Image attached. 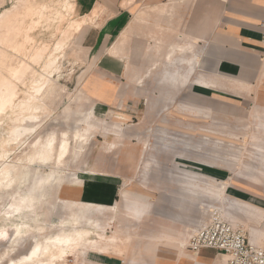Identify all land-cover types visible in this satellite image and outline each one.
Here are the masks:
<instances>
[{
    "label": "rangeland",
    "instance_id": "obj_1",
    "mask_svg": "<svg viewBox=\"0 0 264 264\" xmlns=\"http://www.w3.org/2000/svg\"><path fill=\"white\" fill-rule=\"evenodd\" d=\"M69 1L0 0V70L20 62L30 66L25 75L12 80L16 95L13 106H7L1 117L0 144H14L11 128L24 125L20 122L22 103L29 100L36 82L46 73L55 76L59 90L48 104L49 116L44 119L38 136L55 132L61 137L64 131L72 135L77 130L75 119L84 116L94 105L84 152L80 153L72 141L61 172L51 165L39 176V171L30 173L34 180L30 179L29 183L37 184L46 201L39 221L45 227L44 233L31 231L16 247L13 240L0 241L1 264H9L10 259L29 253L34 237L50 234L49 226L53 222L69 218L71 211L60 196L61 188L65 196L69 180L78 178L85 169L95 168L115 173L120 182L117 202L113 205L119 211L108 234L112 235L120 223L125 225L120 231L123 244L108 246L106 253L125 260H141L148 251L149 237L164 233L166 239L168 229H173L172 235L187 247L190 236L213 216L243 229L253 245L264 247V107L236 102L232 96L235 88L203 89L191 82L195 78L203 80L212 64L207 47L188 36L189 22L193 26L196 21L197 24L209 21L218 10V0H180L168 5L166 12L155 20H148L149 13H144L141 20L136 18L135 28L125 40L122 57L130 66L128 79L142 78L133 88L134 103L130 107L98 111L82 89L83 81L133 16L138 11L149 10L148 5L155 0H135L126 12L115 7L118 0H108L112 4L108 6L110 11L108 7L102 10L98 4L93 11L98 22L87 26L85 22H75L81 15L68 10L65 3ZM3 14L8 16L3 18ZM89 26L102 27L107 35L104 47L95 52L82 49V37ZM14 35L18 44L13 50ZM59 43L63 44L62 50L57 48ZM37 50H42L43 56L34 60ZM52 61L62 68L55 70ZM251 91L247 89L248 93ZM36 136L31 135L21 145H12L10 156L0 159V170L5 162L25 165L30 154L29 143ZM186 172H191L190 176ZM195 174L201 176V181L192 176ZM56 177L64 183L53 208L56 196L51 186ZM226 183L231 185L227 191ZM1 201L9 208L12 197L5 195ZM145 209L149 215L140 221ZM128 213L137 214L140 219L129 222ZM171 214L181 220L190 216V221L173 225ZM111 216L113 212L105 210L98 219L105 224ZM32 226L36 228L38 224ZM10 228L11 222L0 219V230ZM92 252L72 254L56 262L94 264L90 262ZM6 253L8 256H4ZM129 261L127 264H132Z\"/></svg>",
    "mask_w": 264,
    "mask_h": 264
},
{
    "label": "crops",
    "instance_id": "obj_2",
    "mask_svg": "<svg viewBox=\"0 0 264 264\" xmlns=\"http://www.w3.org/2000/svg\"><path fill=\"white\" fill-rule=\"evenodd\" d=\"M134 2L135 0H118L115 7L119 12H126L129 9L127 7L133 6ZM217 2L218 10L210 16L209 21L205 20L203 23L198 22V24L196 21L193 22V26L192 22H189L188 36L197 39L198 44L203 43L204 47H207L208 55L211 57L209 62L212 64V70L210 69V72L204 75L203 80L191 79L192 85L203 89L229 86L236 89L235 94L232 95L236 97V102L258 104L264 107V0H218ZM109 3L108 0H76L75 11L81 17L75 19V22H85V26L94 25L98 22L96 16L93 15L96 6L101 4L103 10L112 5ZM171 3L176 2L169 0L164 3L155 0V3L148 5L149 10L138 11L129 25L125 26L114 44L105 50L106 52L102 54L90 74L85 78L82 89L94 102L96 111L98 109H118L122 106L130 107V104L134 103L133 88L138 86V79L135 77L131 80L128 79L130 66L122 58L125 52V40L128 33L135 28L136 18L140 17L141 20L144 13L145 15L149 13L151 17L148 20H155L159 15L166 12V7ZM109 8L106 9L110 11ZM88 28L82 37V49L89 52L102 49L107 37L104 32L105 29L92 26ZM198 81L199 83H197ZM247 89L252 91L248 93ZM190 173L186 172L185 174L190 176ZM192 176L201 177L196 174ZM69 183L65 186V196L64 191H62L63 187L60 190V196L62 195L67 201L64 203L67 209L71 211L70 216L79 217L78 221L82 228L89 219V221H97L101 225L103 222L98 219V216H101V212L105 210L112 211L114 215L105 222L107 226L106 235L108 238H114L113 243L106 242L99 244L96 248L85 249L84 251H93L90 262L94 264H127V261L131 259L125 260L118 255L106 253L108 246L118 247L123 244L120 231L125 225L119 222L120 225L117 230L112 231V235L108 234V228H112L119 211L117 206H113L118 198L117 184H120L118 176L100 168L85 169L78 178L69 180ZM186 205L189 206L188 203ZM187 206L186 209L188 210L189 207L187 208ZM143 212L140 221L149 215L146 209ZM70 216L67 221L73 220ZM126 216L130 219L129 222L140 219L139 215L133 213H128ZM169 216L172 217L169 219L173 221L171 223L173 225H180L179 222L185 221L189 223L190 221V216H185L182 220L177 217L178 215L171 214ZM167 231L166 239H164V233L160 236H150V242L146 246L148 249L146 256L141 260L129 262L132 264H223V257L217 251L202 249L195 254L183 242L177 241L171 233L174 231L173 229ZM92 237L97 239L95 234Z\"/></svg>",
    "mask_w": 264,
    "mask_h": 264
},
{
    "label": "bare ground",
    "instance_id": "obj_3",
    "mask_svg": "<svg viewBox=\"0 0 264 264\" xmlns=\"http://www.w3.org/2000/svg\"><path fill=\"white\" fill-rule=\"evenodd\" d=\"M75 1L76 0H73V2L69 1L67 4L65 3L68 10L75 12ZM172 1L178 2L180 0ZM7 11H11L12 13V10L8 9ZM8 14H3V18L6 15L8 16ZM0 18L2 19V17ZM1 22L2 21H0V23ZM16 44H18L17 36L13 38V45L11 46L13 50L16 49ZM57 48L58 50H62L63 44L59 43ZM175 48L183 49V47L180 46H175ZM80 51H82V49ZM42 56L43 51L37 50L32 59L39 60ZM170 59L171 57H169L168 60ZM22 64L20 62V64L15 67L8 65L2 67L0 70V86L2 85V89L0 88V125L5 108L9 105L13 106L14 103L16 92L12 80L21 78L30 69L28 64ZM50 64L55 65V70L57 71L62 68V65H56L53 61L50 62ZM41 78L42 79L36 82L33 94L30 96L29 100L22 103L21 113H23V116L21 120H19L24 124L23 127H21V125H15L11 128L12 141L17 145L27 142L31 135L37 134L29 143L30 154L27 158V163L23 165L21 163L15 164L12 162H5L3 168L0 170V219L3 218L4 221L12 223V228L0 230V241L9 240L11 243L13 240V247H16L19 241L26 238L31 231H39L41 234L45 231V228L39 224V221H42L40 212L44 211L43 208L46 201L44 196L40 194L41 192L37 184L29 183L30 179L32 181L34 180L30 173L32 171H39V176L40 172L43 174L51 165H54L58 173L61 172V168L65 166V161L71 152L72 141L80 148L79 152L83 153L86 146H88L89 138L87 137V133L91 127L89 118L92 119L91 117H94V105H92L84 116L75 119L74 124L77 126V130L73 132L72 135L64 131L61 137L55 132L46 136H38V132L45 122L44 119L49 116L48 104L55 98L59 90L58 80L55 76H52V73H46L42 75ZM141 81V78L138 79V82ZM81 113L83 112H79L78 115ZM79 120H83V123L79 124ZM81 126L82 128L80 129ZM14 144H7V142L4 145L0 144V159H2L3 156H10L9 154L12 150L11 146ZM8 147L11 148L9 149ZM63 183L64 181L60 182L58 177L53 181L51 187L54 189L56 196L55 202L52 203L53 208H56L58 200L57 193L63 186ZM207 184L209 183H205L206 186ZM230 186V183H226L224 186L225 191H227ZM5 195L12 197V202L8 205L9 208H6V204L1 201L2 197ZM70 217H72L73 220L67 221V219H62L59 222H53V224L49 226V228L52 229L50 234L44 235V237H34V246L32 245L33 248L31 247L32 249L29 250V253L18 259H10L9 264H57V260L60 262L64 261V258H68V256L72 254L79 255V253L85 249L96 248L99 244L106 242L113 243L114 238H108L106 235L107 226L104 223L100 225L97 221L91 222L89 219L82 228L78 221L79 217ZM16 220L18 221L17 223H15ZM32 224H38V226L35 228ZM55 228L57 229L54 230ZM10 230L13 232L12 235ZM94 234L97 239L92 237ZM4 256H8V254L6 253ZM1 261L2 258H0V264Z\"/></svg>",
    "mask_w": 264,
    "mask_h": 264
},
{
    "label": "built area",
    "instance_id": "obj_4",
    "mask_svg": "<svg viewBox=\"0 0 264 264\" xmlns=\"http://www.w3.org/2000/svg\"><path fill=\"white\" fill-rule=\"evenodd\" d=\"M187 248L195 254L215 250L222 255L223 264H264V247L253 245L243 229L220 217L202 223L190 236Z\"/></svg>",
    "mask_w": 264,
    "mask_h": 264
}]
</instances>
